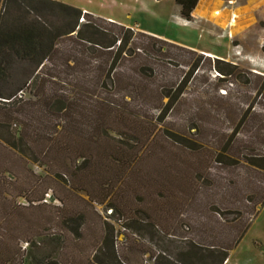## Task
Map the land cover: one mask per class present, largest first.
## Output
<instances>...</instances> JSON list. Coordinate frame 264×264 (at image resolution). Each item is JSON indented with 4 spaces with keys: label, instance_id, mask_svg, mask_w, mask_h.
Here are the masks:
<instances>
[{
    "label": "trees",
    "instance_id": "trees-1",
    "mask_svg": "<svg viewBox=\"0 0 264 264\" xmlns=\"http://www.w3.org/2000/svg\"><path fill=\"white\" fill-rule=\"evenodd\" d=\"M197 2L174 0L180 19L189 23ZM162 45L186 54L181 78L172 81L158 65L160 57L166 56ZM202 57L54 0H0V83L8 80L11 65L25 64L32 69V86L40 88L33 102L15 94L10 96L12 102L0 101V156L12 153L15 159L12 169L0 166V264H145L142 257L151 249L145 250L139 241L148 237L151 247L160 250L152 264H223L227 260L249 226H241L239 233L238 227H230L233 231L226 235L223 231L224 241L214 235L211 245L176 240L178 228L188 229L189 224L178 216L170 218L175 210L167 206V185L147 178L139 168L151 155L158 134L188 152L203 148L194 139L200 133L191 123L194 113L186 119L187 129L194 130L187 133L191 138L162 126L189 81L204 73L201 59L217 74L216 81L223 83L217 88L220 101H231L234 87L239 83L249 87L253 79L258 84L253 100L264 101L263 76ZM118 67L124 69L119 72ZM63 68L65 78L59 79ZM56 82L78 92L71 98L65 91L45 88ZM107 83L111 92L103 90ZM240 94L247 98L235 105L237 115L231 114L227 104L216 114L233 126L227 140L214 145L220 149L212 160L241 162L264 172V110L256 112L252 102L246 105L252 91ZM10 97L0 93V99ZM241 129L245 139L234 142ZM28 164L42 168V175L20 172ZM154 200L165 207L156 210L160 206L155 207ZM93 206H103L110 214L101 218ZM36 213L40 215L31 225L30 215ZM214 217L221 219L224 214L214 210ZM51 218L49 230L45 220ZM207 219L199 213L193 221L201 229ZM111 220L126 232L122 242ZM215 224L222 228L218 220ZM88 226L98 230L91 252L62 254L63 238L83 242Z\"/></svg>",
    "mask_w": 264,
    "mask_h": 264
},
{
    "label": "rangeland",
    "instance_id": "rangeland-1",
    "mask_svg": "<svg viewBox=\"0 0 264 264\" xmlns=\"http://www.w3.org/2000/svg\"><path fill=\"white\" fill-rule=\"evenodd\" d=\"M54 1L76 9L80 7L79 10L85 9L88 12L82 11V14L117 23L130 28L134 33L140 31L172 46L192 50L198 55H203L202 58L220 59L236 65L242 71L264 77V0H198L189 23L180 19L174 0ZM78 22L82 23L80 19ZM161 53L166 56L160 57L158 65H162L165 74L172 81L181 78L186 72L183 64L186 62L184 57L186 54L166 45H162ZM170 62L173 65H169ZM200 66L204 73L195 75L189 81L177 105L161 125L191 138L188 134L191 135L194 130L187 129L190 124L186 119L194 113V116H191L194 118L191 123L200 130L199 136L194 139L200 140L203 148L188 152L172 144L165 136L158 134L150 147L151 155L140 162L139 168L147 178L158 179L167 185L170 190V196L166 200L167 206L175 210L170 218L178 216V220L182 219L189 224L188 229L178 228L176 240L187 238L200 241L203 245H211L214 241L212 236H218L220 237L218 240L224 241L226 239L224 230L226 235V231L232 230L229 229L230 227L236 226L239 228V233L241 226V228L249 226L239 244L228 253V258L223 264H264V172L249 168L241 162L219 164L212 160L220 149L219 146L214 145L227 140V135L231 134L233 126L232 123L223 122L217 117L216 114L221 111V107L227 104L231 114L237 115L235 105L238 102H246L245 98H247L244 94H240V91H252L251 99L246 105L252 102L256 112L261 111V108L264 110V101L253 100V90L258 85H255V79L246 88L241 87L240 83L237 84L234 87L235 90L230 92L232 100L227 101L229 105L226 100L220 101L218 98L220 92L217 88L223 83L216 81L217 74L209 70L208 62L201 59ZM121 68L123 67H118L117 71L120 72ZM62 70L64 68L58 71L59 79L65 78ZM65 70L70 74L71 70ZM6 72L8 80L0 83V93L5 98L12 94H15L17 98L21 95L23 99L33 102L40 88L32 86V69L25 64H14ZM86 87L89 88L88 85H84V88ZM45 88H52L50 90H56L58 93L65 91L71 98L78 92L75 88L66 87L59 82H56V85H46ZM104 88L103 90H110L108 83ZM246 94L249 95V93ZM0 101L12 102V97L9 100L0 99ZM166 101L164 99L162 102ZM244 134V130L241 129L235 136L234 142L244 140ZM14 161L12 153L0 156L2 167L12 169ZM195 168H198L200 179H197L193 173L196 172ZM25 171H30L37 176L42 175V168L32 164L20 170L23 173ZM142 194L144 198L148 197L144 190ZM78 196L82 200L87 199L83 194ZM154 201L155 207L160 206L156 210L165 207L164 202L161 204ZM93 207L101 218L110 214L109 210L104 212L103 206ZM214 210L220 211L224 217L215 218ZM199 213L202 217L208 218L205 221L206 225H203L201 229L196 225L197 221L196 223L193 221L195 218L199 219ZM39 215L38 213L30 215L31 225L35 224ZM41 216H47V212ZM191 216L194 217L193 220L186 219L187 217L190 219ZM216 219L218 223L225 222L222 228L217 227ZM52 220L53 218L45 220L47 221L45 226L49 230L52 229ZM110 222L115 226L118 242H122L123 234L126 232H123L114 220ZM87 230L88 236H85L83 242L74 243L67 236L66 241L63 238L61 243L63 250L60 252L72 255L74 251V254L81 256L84 253H90L98 230L97 227L90 226ZM200 231L201 234H199ZM147 239L139 241L145 250L151 249L142 259L145 264H152L160 250L151 247ZM150 253L153 254L152 257Z\"/></svg>",
    "mask_w": 264,
    "mask_h": 264
},
{
    "label": "crops",
    "instance_id": "crops-1",
    "mask_svg": "<svg viewBox=\"0 0 264 264\" xmlns=\"http://www.w3.org/2000/svg\"><path fill=\"white\" fill-rule=\"evenodd\" d=\"M67 5V4H66ZM69 6V5H68ZM75 8V7H74ZM80 7H77V9ZM82 9V8H81ZM81 11H84L85 13H88L87 11H85V9H82ZM183 21V20H182ZM184 22V21H183ZM186 23V22H185Z\"/></svg>",
    "mask_w": 264,
    "mask_h": 264
}]
</instances>
